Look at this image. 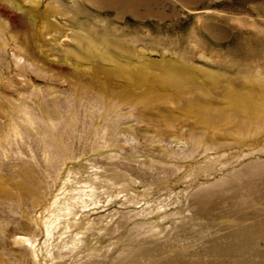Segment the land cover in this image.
<instances>
[{
  "label": "rangeland",
  "instance_id": "obj_1",
  "mask_svg": "<svg viewBox=\"0 0 264 264\" xmlns=\"http://www.w3.org/2000/svg\"><path fill=\"white\" fill-rule=\"evenodd\" d=\"M0 123V264H264V0H0Z\"/></svg>",
  "mask_w": 264,
  "mask_h": 264
},
{
  "label": "bare ground",
  "instance_id": "obj_2",
  "mask_svg": "<svg viewBox=\"0 0 264 264\" xmlns=\"http://www.w3.org/2000/svg\"><path fill=\"white\" fill-rule=\"evenodd\" d=\"M109 92H110V90L109 89H107ZM113 93V92H112ZM113 95H118V97L120 98V99H122V93L121 92H117V93H113ZM101 97L102 96H100V95H97V100H100L101 101ZM109 103V102H108ZM122 104H124V103H122ZM113 105V104H112ZM111 107V106H110ZM12 117H10V119H11ZM1 124V123H0ZM254 163H249V165L247 166L248 167V170L254 175V174H257L258 173V166H255V165H253ZM247 167H246V172H247ZM241 179V178H240ZM19 184V183H18ZM208 195H209V197L210 196H213L214 197V195L215 196H217L218 197V199H223V195L220 193V192H218V191H216V190H212V191H208ZM216 204V203H215ZM68 212H67V214L66 215H71L72 213H71V210H67ZM65 219H67V220H65V221H61V218H60V221H59V224H58V226H62L63 225V223L65 224V226L66 227H68V225H69V222H68V218H65ZM57 226V225H56ZM104 230L105 231H107V230H109V228L108 227H104ZM101 236H98V238H100ZM146 248L147 247H142L141 249H140V251H142L141 253H143V252H147L148 250H146ZM145 256L146 257H148L149 256V254H145ZM168 255H167V252H166V250H162V251H159V252H157V253H155L154 254V257H152V260L151 261H149V262H146V264H159V263H161V262H166L168 259ZM175 259V261H174V263L173 264H178L179 263V261L176 259V258H174Z\"/></svg>",
  "mask_w": 264,
  "mask_h": 264
}]
</instances>
